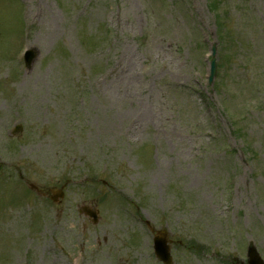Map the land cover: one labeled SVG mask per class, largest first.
<instances>
[{
  "label": "rangeland",
  "instance_id": "374dc122",
  "mask_svg": "<svg viewBox=\"0 0 264 264\" xmlns=\"http://www.w3.org/2000/svg\"><path fill=\"white\" fill-rule=\"evenodd\" d=\"M208 3L0 0V264L264 261V0Z\"/></svg>",
  "mask_w": 264,
  "mask_h": 264
},
{
  "label": "water",
  "instance_id": "95a60500",
  "mask_svg": "<svg viewBox=\"0 0 264 264\" xmlns=\"http://www.w3.org/2000/svg\"><path fill=\"white\" fill-rule=\"evenodd\" d=\"M35 56H36V53L34 50L32 52L29 51L26 53L25 61H26L27 67L30 66ZM214 75H215V65H214V61H212L211 75L209 77L210 82L212 81ZM167 242L168 241L166 238V233L164 231L158 232L156 234L155 240H154L155 255L164 264H170L169 246L167 245ZM248 257H249V261H248L249 264H263L253 248L249 249Z\"/></svg>",
  "mask_w": 264,
  "mask_h": 264
}]
</instances>
